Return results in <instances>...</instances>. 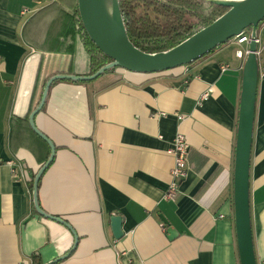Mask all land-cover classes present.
<instances>
[{"label":"crops","instance_id":"crops-1","mask_svg":"<svg viewBox=\"0 0 264 264\" xmlns=\"http://www.w3.org/2000/svg\"><path fill=\"white\" fill-rule=\"evenodd\" d=\"M67 13L60 2L0 0V264H33L35 254L47 264L75 244L66 226L35 209L30 182L44 153L18 121L29 120L50 76L89 74ZM258 39L250 211L257 264H264V23ZM238 50L249 47L231 41L169 72L116 69L51 86L35 121L57 152L38 200L78 237L59 264H241L234 178L248 54L238 59ZM177 134L190 146L188 176L172 201L169 150ZM113 215L124 218L121 240ZM163 218L178 233L173 239Z\"/></svg>","mask_w":264,"mask_h":264},{"label":"water","instance_id":"water-1","mask_svg":"<svg viewBox=\"0 0 264 264\" xmlns=\"http://www.w3.org/2000/svg\"><path fill=\"white\" fill-rule=\"evenodd\" d=\"M207 3L224 7L228 11L208 27L202 29L176 47L161 53H145L130 41L119 0H78V11L83 27L97 48L111 62L91 76H53L46 83L37 108L31 113L29 123L32 130L51 149L49 160L42 166L34 179L33 201L39 215L60 222L75 237L72 250L65 256L47 264H59L71 255L77 247L76 232L64 220L46 214L38 200L39 183L55 159V144L36 126V116L43 110L51 86L57 81L91 82L107 72L116 69L133 73L157 74L190 66L217 48L228 44L242 33L250 31L249 53L245 62L241 93L240 116L237 133L234 178V214L241 264H257L254 250L250 211V168L254 130L258 64V28L264 22V0H204ZM124 218L111 217V226L117 240L124 238L122 225ZM167 233L173 239L178 233L170 227Z\"/></svg>","mask_w":264,"mask_h":264},{"label":"trees","instance_id":"trees-1","mask_svg":"<svg viewBox=\"0 0 264 264\" xmlns=\"http://www.w3.org/2000/svg\"><path fill=\"white\" fill-rule=\"evenodd\" d=\"M119 1L130 41L139 50L150 54L165 52L176 47L211 25L228 11L224 7L207 3L204 0ZM59 2L69 8L70 13H67L66 16L76 31H78L88 56L90 71L87 76L94 75L109 64L111 60L97 48L87 35L80 20L78 0H58L54 5L59 4ZM250 31L251 29L247 30V33L250 34ZM53 76L55 75L48 78L45 85ZM18 121L25 124L35 141L36 147L44 153L41 161L45 164L51 155L49 145L32 130L29 120ZM34 179L30 182L32 190L34 188ZM33 264H42L37 254L33 256Z\"/></svg>","mask_w":264,"mask_h":264},{"label":"built area","instance_id":"built-area-1","mask_svg":"<svg viewBox=\"0 0 264 264\" xmlns=\"http://www.w3.org/2000/svg\"><path fill=\"white\" fill-rule=\"evenodd\" d=\"M58 0H45L47 5H51L56 3ZM27 11L24 10V14ZM237 45H249L250 42V34L247 32L242 33L240 36L232 40ZM259 43V39L257 40ZM248 51L238 50L236 52V57L238 59H243L245 55H247ZM229 67H225L223 71H226ZM207 95H204L202 98H206ZM189 144L186 141V138L177 134L173 141V145L169 150V153L174 157V167L172 169V182L170 184L169 190L166 194V199L176 201L178 198L179 188L181 182H183L188 176V154H189ZM17 176V175H16Z\"/></svg>","mask_w":264,"mask_h":264},{"label":"rangeland","instance_id":"rangeland-1","mask_svg":"<svg viewBox=\"0 0 264 264\" xmlns=\"http://www.w3.org/2000/svg\"><path fill=\"white\" fill-rule=\"evenodd\" d=\"M107 74V73H106ZM100 78V77H99ZM97 80V79H96Z\"/></svg>","mask_w":264,"mask_h":264}]
</instances>
